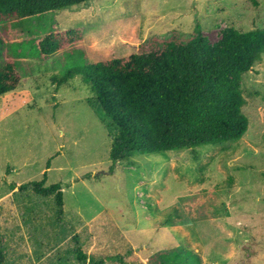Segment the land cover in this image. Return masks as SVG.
<instances>
[{
    "label": "rangeland",
    "instance_id": "rangeland-1",
    "mask_svg": "<svg viewBox=\"0 0 264 264\" xmlns=\"http://www.w3.org/2000/svg\"><path fill=\"white\" fill-rule=\"evenodd\" d=\"M21 24L4 35L23 81L0 97L7 264H146L157 251L182 246L203 264H264V55L242 81L243 138L195 153L135 154L113 173L112 138L90 105V87L80 78L61 84L70 69L130 56L173 30L191 33L199 25L212 44L230 28L264 30V0H95ZM55 24L84 29L87 57L42 58L32 49ZM24 30L30 35H20ZM45 171L47 186L63 187L61 221L54 198L10 189L41 181Z\"/></svg>",
    "mask_w": 264,
    "mask_h": 264
},
{
    "label": "trees",
    "instance_id": "trees-1",
    "mask_svg": "<svg viewBox=\"0 0 264 264\" xmlns=\"http://www.w3.org/2000/svg\"><path fill=\"white\" fill-rule=\"evenodd\" d=\"M93 1L0 0V97L15 92L23 81L5 39L8 27L23 30L24 20ZM24 34L30 35L26 30L20 35ZM84 39L83 28L62 30L55 24L29 44L42 58L61 52L71 58L87 57ZM20 42L19 45L25 43ZM263 55L264 30L240 32L230 28L218 43L212 44L197 25L191 33L173 30L166 36L150 37L130 56L70 69L61 84L80 78L90 87L94 96L90 105L100 112L112 138L110 172L113 173L117 164L130 161L135 154L148 156L184 150L195 153L201 146L243 138L249 121L242 113L247 103L242 81ZM51 161L52 158L47 163L48 169ZM47 181L45 171L41 181L11 183L10 189L23 193L31 190L36 196L54 198L61 221L65 215L62 184L47 186ZM78 257L82 262L87 259L81 249ZM120 262L125 264L121 259ZM0 264H7L1 246ZM146 264L203 262L199 255L182 246L157 251Z\"/></svg>",
    "mask_w": 264,
    "mask_h": 264
},
{
    "label": "crops",
    "instance_id": "crops-1",
    "mask_svg": "<svg viewBox=\"0 0 264 264\" xmlns=\"http://www.w3.org/2000/svg\"><path fill=\"white\" fill-rule=\"evenodd\" d=\"M158 36V35H157Z\"/></svg>",
    "mask_w": 264,
    "mask_h": 264
}]
</instances>
